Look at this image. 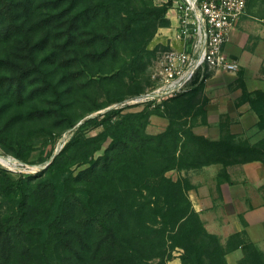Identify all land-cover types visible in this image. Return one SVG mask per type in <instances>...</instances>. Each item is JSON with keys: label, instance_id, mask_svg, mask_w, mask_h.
<instances>
[{"label": "trees", "instance_id": "16d2710c", "mask_svg": "<svg viewBox=\"0 0 264 264\" xmlns=\"http://www.w3.org/2000/svg\"><path fill=\"white\" fill-rule=\"evenodd\" d=\"M169 6L0 0V146L27 164L50 161L18 175L0 165V264H168L176 249L181 264H229L237 248L238 264H264L246 229L223 241L195 208L190 177L168 174L264 164V136L238 139L226 122L219 138L196 132L204 80L154 106L91 115L144 91ZM239 85L264 129V89L249 91L240 74ZM154 114L169 120L159 132L148 131Z\"/></svg>", "mask_w": 264, "mask_h": 264}, {"label": "crops", "instance_id": "0c3cea01", "mask_svg": "<svg viewBox=\"0 0 264 264\" xmlns=\"http://www.w3.org/2000/svg\"><path fill=\"white\" fill-rule=\"evenodd\" d=\"M262 1H248L246 10L236 23L231 40L225 47L229 54H235L237 58L244 57L245 60L241 62V68L249 90L264 89V2ZM252 36L255 43L250 49H247V41ZM245 51L248 52V55H245ZM249 56L256 62L255 69L247 64ZM223 74L219 72L210 77V82L216 81L222 84L218 87L222 90L216 91L210 96L211 101L206 106L208 114L211 115V106H215L221 113L228 112L231 118V127L239 126L240 136L246 135L251 142H257L264 136V129H260L256 124L258 115L250 108L249 103L239 102L242 87L230 88L226 85L225 79L233 80L238 75ZM209 80L205 89H210ZM229 89L236 90L234 92ZM210 123L219 128L218 121L213 123L209 119L206 125ZM221 168V164L215 163L199 169H192L193 173L204 174L199 182L189 176L195 184V188L190 191L195 208L200 211L207 228L219 234L223 241L231 233L246 229L249 237L264 250L263 162L254 160L230 165L227 168L228 174L219 176V178L217 174H211L214 171H220ZM184 172L185 170H182V174H185ZM240 214L247 221L246 225L243 224ZM234 252H237L238 259L242 256L241 248H237L227 254V260L229 254Z\"/></svg>", "mask_w": 264, "mask_h": 264}, {"label": "built area", "instance_id": "2783aa9c", "mask_svg": "<svg viewBox=\"0 0 264 264\" xmlns=\"http://www.w3.org/2000/svg\"><path fill=\"white\" fill-rule=\"evenodd\" d=\"M170 1L168 35L152 64V85L140 94L110 104L126 108L151 103L189 91L198 81L217 72H237L240 63L225 49L249 0Z\"/></svg>", "mask_w": 264, "mask_h": 264}, {"label": "rangeland", "instance_id": "374dc122", "mask_svg": "<svg viewBox=\"0 0 264 264\" xmlns=\"http://www.w3.org/2000/svg\"><path fill=\"white\" fill-rule=\"evenodd\" d=\"M156 3H162L164 2L165 0H155ZM264 2V0L262 1ZM264 4V3H263ZM263 4H262V7H263ZM167 35H168V30L166 27H160L157 31V33L155 34L153 40L151 41L150 43V47L153 48V47H156V54H157V51L159 50V48L161 47L160 45H162V42H164L167 38ZM255 43V40H254V37H250L247 41V49H250L251 46H253ZM156 54L153 56V58L151 59V62L149 63L148 65V68L145 72V78H144V85H145V88H144V91H146L147 89H149L152 85V78H151V72H152V64H153V60L155 59L156 57ZM230 55L236 59H238L239 63H240V67L238 69L237 72L233 73V72H227V71H220V73H224L223 75L227 74L228 75H238V77H236L235 79L231 80L230 78L228 79H225V83L226 85H228L230 88L232 87H239V74L242 75L243 77V70H242V61L245 60L244 57L240 56L239 58H237V56L235 54H231ZM245 55H248V52L245 51ZM247 64H250L251 67L253 69H255L256 65H255V60L254 58L251 59V57H247ZM219 73V72H217ZM214 74H212L211 76H213ZM207 79V80H204L205 82V87L206 85L208 84V80L210 79V77ZM211 79L209 80V88L210 89H203L202 93H201V96H200V101L201 103L205 104L204 105V108L206 109L207 111V114H206V117L203 118V115L200 114L198 116V123L197 125L195 126V129L196 132L200 133H205V134H208L209 137L211 138H219L220 135H221V123L222 122H226L227 123V126H228V129L235 133L237 138L238 139H248V137H246V135H242L240 136L239 132H240V127L239 126H234V127H231V118L229 116V113L228 112H219V110L216 109L215 106H211L210 107V114H208V110L206 108L207 106V103L209 101H211V97L216 91H221L222 89H218V87H220L222 84L221 83H217L216 81H213V82H210ZM197 85L194 84V86ZM229 90H233L235 92L236 89H229ZM249 90V89H248ZM249 91H252V90H249ZM143 92V91H142ZM140 94V93H139ZM138 95V93L136 94H132V95H128L126 97H124L123 99L121 100H117V101H114L115 102H118V101H122L126 98H129V97H133V96H136ZM243 89H242V93L240 95V99H239V102H246L248 103L247 101H243ZM202 104V105H203ZM146 104L145 103H135V104H131V105H128L126 108H125V111L126 110H139L141 108H143ZM250 105V104H249ZM108 106H106L105 108H102L100 110H97L93 113H91V115H96V114H99V113H102L103 111L107 110ZM251 108V107H250ZM209 119L210 121H212L213 123H216L218 121V126L219 128L215 127V125L213 124H208L206 125V123L209 122ZM169 120L167 117L165 116H162V115H158V114H154L151 116V120H150V123L148 125V131L149 132H159L163 129L166 128L167 124H168ZM234 130V131H233ZM98 129L96 130H92L90 133H95L97 132ZM72 134V130L69 129L67 130L66 132L63 133V135L61 137H59L56 141V144L53 146V150L54 151H57L61 148V146L67 141V139L71 136ZM48 149H52L51 145H49L46 149H45V153ZM41 154V149H38L34 152V155L33 157L34 158H38V156ZM0 165L6 167L7 169L11 170L14 174L18 175L19 173H32V172H36L38 170L41 169V167L43 165H45L44 163L42 162H35V163H30V164H27V163H24L22 161H20L18 158H16L15 156L5 152V150L0 146ZM195 170V169H193ZM192 169L191 170H188L186 171L185 170V174H182V171H178V170H171L168 172L169 175L173 176L174 178H177L178 176L180 175H187V176H190L192 179H194L196 182H199L202 180V177L204 176V174H199V173H193ZM192 172V173H191ZM194 172H197V171H194ZM219 172H216L214 171L213 173H211L212 175H216L217 174V177L219 178ZM240 216H242L240 214ZM241 218V217H240ZM242 219V218H241ZM264 251V250H263ZM243 254V253H242ZM180 255V249H176L174 251V257L168 261V264H181V259L179 257ZM240 259V258H239ZM238 254L237 252H234V253H231L229 254L228 256V261H229V264H238Z\"/></svg>", "mask_w": 264, "mask_h": 264}, {"label": "water", "instance_id": "95a60500", "mask_svg": "<svg viewBox=\"0 0 264 264\" xmlns=\"http://www.w3.org/2000/svg\"><path fill=\"white\" fill-rule=\"evenodd\" d=\"M81 122H82V121H80L78 124H80ZM62 146H63V145H62ZM62 146H61V147H62ZM57 152H58V150H57V151H55V152H54V154H56ZM53 156H54V155H53ZM49 162H50V161H48V162H47L45 165H43L42 167H45V166H47V165L49 164ZM42 167H41V168H42Z\"/></svg>", "mask_w": 264, "mask_h": 264}]
</instances>
